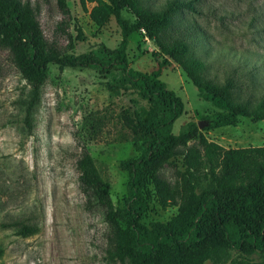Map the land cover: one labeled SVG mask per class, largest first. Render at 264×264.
Listing matches in <instances>:
<instances>
[{
  "label": "rangeland",
  "instance_id": "obj_1",
  "mask_svg": "<svg viewBox=\"0 0 264 264\" xmlns=\"http://www.w3.org/2000/svg\"><path fill=\"white\" fill-rule=\"evenodd\" d=\"M29 1L37 9L43 42L64 55L94 52L102 46L112 49L121 38L112 16L101 26L91 22V3L85 11L78 0ZM142 1L159 9L166 0ZM192 6L194 10L182 9L171 20L181 26L204 75L217 83L231 81L238 100L257 105L264 100V0H195ZM122 15L132 20L127 12ZM126 58L130 68L145 73L155 70L162 59L153 41L140 32L129 35ZM158 78L183 103V112L171 127L173 134L194 122L199 133L224 148L264 145V118L238 116L235 125L212 126L210 118L220 110L197 92L176 63L168 59ZM24 86L0 52V264H110L105 260L109 226L98 208L84 209L78 189L77 141L84 142L109 184L113 204L120 206L127 183L120 162L137 156V151L114 117L137 107L135 95L123 86L118 70L104 74L88 67L48 64L32 132L24 135L16 104ZM101 115L112 119L96 136L87 137L94 117ZM196 142L190 139L172 149L157 175L172 182L175 169L182 167L180 153ZM176 210V205L161 209L151 199L141 221L166 222ZM14 218L30 220L38 231L20 237L1 226ZM239 256L264 260V252L228 250L226 261Z\"/></svg>",
  "mask_w": 264,
  "mask_h": 264
},
{
  "label": "trees",
  "instance_id": "obj_2",
  "mask_svg": "<svg viewBox=\"0 0 264 264\" xmlns=\"http://www.w3.org/2000/svg\"><path fill=\"white\" fill-rule=\"evenodd\" d=\"M193 1L166 0L159 9H151L142 0H78L85 11L92 4L88 17L97 26L112 16L121 38L112 49L102 46L67 56L43 42L37 9L29 0H0V52L25 82L16 103L20 109L17 122L24 135L32 132L48 64L88 67L104 74L118 70L123 86L135 95L137 107L114 117L137 151V156L120 162L127 173L120 206L113 204L109 184L84 142L74 137L79 147L75 169L83 207L86 211L98 208L109 226L105 260L110 264H264V260L241 256L226 261L228 250L264 252V145L224 148L199 133L194 122L182 125L177 134L171 131L183 103L158 78L168 59L220 110L210 118L212 126L235 125L238 116L264 118L263 99L257 105L238 100L234 84L207 78L204 66L188 49L186 35L171 15L194 10ZM122 11L132 20L123 17ZM132 32L152 40L162 57L150 73L128 66L126 47ZM80 35L77 27V38ZM110 119L94 117L87 137L96 136ZM194 138L197 142L180 153L182 167L175 169L173 181L159 177L157 170L168 161L170 151ZM151 199L161 209L176 205L175 215L166 222L143 223ZM1 226L20 237L38 231L37 224L22 218Z\"/></svg>",
  "mask_w": 264,
  "mask_h": 264
}]
</instances>
